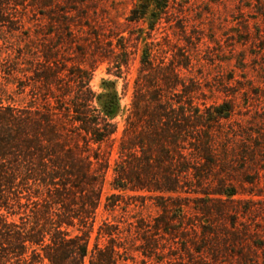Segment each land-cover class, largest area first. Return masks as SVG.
<instances>
[{
    "label": "rangeland",
    "instance_id": "1",
    "mask_svg": "<svg viewBox=\"0 0 264 264\" xmlns=\"http://www.w3.org/2000/svg\"><path fill=\"white\" fill-rule=\"evenodd\" d=\"M138 2L0 0L4 7L0 10V98L41 107L42 89L32 79V71L18 72L14 79L3 69L7 53L17 56L20 67L29 69L44 62L42 51L48 49L51 64L65 72L72 66L91 71L89 86L95 95L116 94L119 112L113 120L118 124V136L131 106L143 51L150 49L154 64L160 59L186 63L178 68L191 87L183 97L189 96L199 105H222L229 111L226 119L214 125L220 141L216 155L225 161L219 162L210 181L191 196L197 201L183 200L188 204L184 214L168 213L175 218L173 223L182 220L183 232L175 239L167 234L162 238L153 229L162 216L156 206L162 202V193L129 191L137 199L125 197L114 210L104 208L105 197L117 193L111 187L117 143L103 142L100 151L108 158L109 168L90 247L103 221L126 228L124 220L134 215L130 220L135 225L140 203H145L142 214L149 222L147 235L154 238L157 248L149 257L133 252L134 260L127 264H264V0H159L167 7L156 9L154 18L148 12L145 19L127 20ZM150 21L155 23L153 29ZM123 51L125 55H121ZM117 57L126 64L118 68ZM180 89L179 85L175 92ZM95 104L100 106L101 101L96 99ZM225 145L227 151L222 152ZM92 146L96 148V144ZM219 184L234 195H210L214 199L211 212L201 213L199 209L205 205L202 192L214 191ZM141 195H147L145 201ZM124 202L139 206L123 212ZM106 241V237L99 240L101 244Z\"/></svg>",
    "mask_w": 264,
    "mask_h": 264
},
{
    "label": "trees",
    "instance_id": "2",
    "mask_svg": "<svg viewBox=\"0 0 264 264\" xmlns=\"http://www.w3.org/2000/svg\"><path fill=\"white\" fill-rule=\"evenodd\" d=\"M166 7L159 0H139L127 20L145 19L148 12L154 18L156 9ZM149 24L153 29L154 21ZM49 54L48 49L42 51L44 62L29 69L20 67L17 56L6 55V76L18 79L16 73L31 70L42 89L43 103L41 107L35 103L20 106L0 98V264H127L134 260L133 252L149 257L157 246L147 235L149 222L142 214L145 203H140L135 225L130 220L134 215L124 220L126 228L103 221L90 247L109 168L101 144L117 143L111 181L117 193L105 197L104 208L114 210L119 200L135 199L129 191L162 193V202L156 204L162 216L153 229L162 238L167 234L175 239L183 232V222L173 223L175 218L167 215L170 211L184 214L188 204L183 200L197 201L191 196L225 161L216 155L220 141L214 125L226 119L229 111L222 105H199L189 96L184 98L191 87L178 68L186 63L160 59L154 64L146 48L131 106L117 136L116 94L95 95L89 86L91 71L72 66L65 72L51 64ZM115 64L120 68L126 60L117 57ZM227 148L222 147V152ZM202 194L205 205L199 210L210 213L214 200L210 195L231 197L234 192L219 184L218 189ZM146 196L140 197L145 201ZM137 206L124 202L120 208L128 212ZM103 237L107 241L101 244Z\"/></svg>",
    "mask_w": 264,
    "mask_h": 264
}]
</instances>
